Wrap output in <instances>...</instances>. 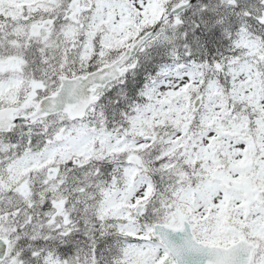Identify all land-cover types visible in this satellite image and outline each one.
<instances>
[{"label":"snow or ice","instance_id":"snow-or-ice-1","mask_svg":"<svg viewBox=\"0 0 264 264\" xmlns=\"http://www.w3.org/2000/svg\"><path fill=\"white\" fill-rule=\"evenodd\" d=\"M0 264H264V0H0Z\"/></svg>","mask_w":264,"mask_h":264}]
</instances>
